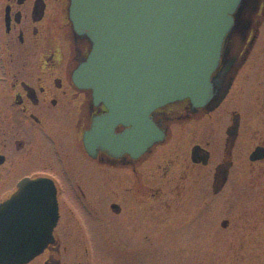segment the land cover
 <instances>
[{"label": "flooded vegetation", "instance_id": "1", "mask_svg": "<svg viewBox=\"0 0 264 264\" xmlns=\"http://www.w3.org/2000/svg\"><path fill=\"white\" fill-rule=\"evenodd\" d=\"M70 1L0 0V73L11 101L0 128L1 202L29 178L50 181L58 206L53 241L28 264H96L92 249L101 230L118 248H151V233L169 216L199 217L200 177L209 167L210 200L225 194L230 204L221 220L230 234L213 246H243L236 238L243 232L234 226L242 205L237 196L249 194L235 186L246 171L234 178L230 159L243 146L249 150L242 168L257 169V180L264 175V50L249 64L264 30V0L246 8L244 24L226 41L214 73L227 69L224 99L205 106L189 98L168 103L140 131L110 118L106 103L76 84L74 74L93 46L75 31ZM252 115L261 128L248 133ZM213 141L225 150L218 160Z\"/></svg>", "mask_w": 264, "mask_h": 264}, {"label": "water", "instance_id": "2", "mask_svg": "<svg viewBox=\"0 0 264 264\" xmlns=\"http://www.w3.org/2000/svg\"><path fill=\"white\" fill-rule=\"evenodd\" d=\"M257 0H71L70 19L92 51L74 74L110 109L144 128L158 107L189 98L217 105L227 93L226 41ZM58 221L50 181L24 179L0 204V264H27L53 241Z\"/></svg>", "mask_w": 264, "mask_h": 264}, {"label": "rangeland", "instance_id": "3", "mask_svg": "<svg viewBox=\"0 0 264 264\" xmlns=\"http://www.w3.org/2000/svg\"><path fill=\"white\" fill-rule=\"evenodd\" d=\"M262 50H264V30L255 47L252 62L257 59V56L261 54ZM1 57L2 56H0V65L2 64ZM252 62L249 64L253 65L256 63ZM1 68L0 66V70ZM2 78L3 74L0 73V128L6 123V118H4L3 115L7 112V108L11 102L7 100L6 96L8 84H6L5 79ZM259 119L260 118L255 115H252V117L248 119V123H245V129L248 133H252L261 128V121ZM200 125L201 131H203L205 125L203 121H201ZM217 127L218 125L211 126V128ZM250 142L251 141H249V143ZM212 143L213 158L218 160L224 155L225 150L222 144H218L214 141ZM248 146L250 147V145ZM237 150L238 152H235L234 156L230 159H233L234 162L232 171L233 177L236 178L239 176L238 174H240V172L244 171H246V175L243 180L238 181V186H235V192L249 194L244 198L239 195L237 196L238 202L241 201L242 205L240 206L241 209L237 217L240 221L234 223V226H239L236 229L242 230L243 232L236 237L242 240L240 244L243 246L224 247L222 246L223 243L219 242L213 246L216 241H227L225 237L227 234H230V232H225L221 226L223 223H221V220L225 218L226 210L228 211L230 204L226 200L225 194L216 196L210 200L208 194L212 168L209 167L203 169L201 172V209L199 217H196L192 213L188 215L187 211H184L183 214L178 216H169L167 220L164 221L163 227L159 232L151 233L153 243L151 248H118L108 237V234L101 230L97 232V237L95 238L92 249V251H95L96 258H93V260H96L95 263L264 264V223L260 224L258 220L260 217L264 219V206L263 208L258 207L259 202H264V194L260 196L264 193V175L262 172V176L257 180L255 178L259 175L257 169H253L252 166H249L248 169L242 168V163L245 161V158L242 159L243 154H246L245 152L249 149L243 148L242 146L241 148L238 147ZM5 191L3 185H0V202L6 197ZM212 210H215V212H212ZM196 219L197 221H195ZM241 219H243L245 223H241ZM215 230L217 232V239L214 237ZM111 238L114 240L112 236Z\"/></svg>", "mask_w": 264, "mask_h": 264}]
</instances>
